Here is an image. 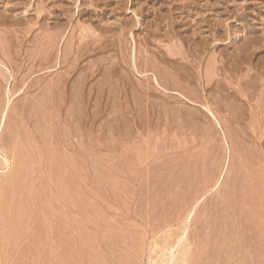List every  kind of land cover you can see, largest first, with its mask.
Listing matches in <instances>:
<instances>
[{
    "label": "rangeland",
    "instance_id": "374dc122",
    "mask_svg": "<svg viewBox=\"0 0 264 264\" xmlns=\"http://www.w3.org/2000/svg\"><path fill=\"white\" fill-rule=\"evenodd\" d=\"M0 41V264H264V0H0Z\"/></svg>",
    "mask_w": 264,
    "mask_h": 264
},
{
    "label": "bare ground",
    "instance_id": "6f19581e",
    "mask_svg": "<svg viewBox=\"0 0 264 264\" xmlns=\"http://www.w3.org/2000/svg\"><path fill=\"white\" fill-rule=\"evenodd\" d=\"M44 2V1H43ZM42 2V3H43ZM87 2V1H86ZM96 2V1H95ZM93 4V3H92ZM96 4V3H95ZM41 5V4H40ZM43 5V4H42ZM45 6V5H44ZM53 6H55V5H53ZM82 6H84L83 4H82ZM56 7V6H55ZM91 7H93V6H91ZM89 8V7H88ZM42 9V8H41ZM47 9V8H46ZM51 9V8H50ZM40 9L38 8V11H39ZM43 10V9H42ZM44 11V10H43ZM74 11V10H73ZM123 11V10H122ZM82 13V12H81ZM139 13V12H138ZM37 14V13H36ZM43 14V13H42ZM39 15V14H38ZM50 15V14H49ZM64 15V14H63ZM54 16V15H53ZM61 20V19H60ZM71 20V19H70ZM167 20V19H166ZM58 21V20H57ZM54 23H56V22H54ZM57 24H59V21H58V23ZM130 24V23H129ZM202 24V23H201ZM38 26V25H37ZM80 26V25H79ZM132 26H134V25H132ZM131 26V27H132ZM158 26V25H157ZM57 27H59V26H57ZM62 26H61V24H60V27L59 28H61ZM63 27H64V24H63ZM124 27V26H123ZM161 27V26H160ZM118 28V27H117ZM130 28V27H129ZM58 29V28H57ZM84 29V28H83ZM127 29V28H126ZM132 29V28H131ZM29 30V29H28ZM56 30V29H55ZM54 30V31H55ZM65 30V29H64ZM74 30V29H73ZM85 30V29H84ZM89 30V29H88ZM118 30V29H117ZM37 31V30H36ZM57 31V30H56ZM55 31V32H56ZM60 31V30H59ZM106 31V30H105ZM108 31V30H107ZM24 32H26V31H24ZM39 32V31H38ZM55 32H53V33H55ZM73 33V32H72ZM44 34V33H43ZM62 34V33H61ZM81 34V33H80ZM168 34V33H167ZM6 35V34H5ZM48 35V34H47ZM51 35V34H50ZM56 35H57V32H56ZM87 35V34H86ZM170 35V34H169ZM58 36V35H57ZM92 36H93V34H92ZM95 36H96V33H95ZM146 36V35H145ZM194 36V35H193ZM18 37V36H17ZM81 37H83V36H81ZM151 37V36H150ZM39 38V37H38ZM48 38V37H47ZM50 38L51 37H49V40H50ZM53 38V37H52ZM57 38V37H56ZM84 38V37H83ZM91 38V37H90ZM93 38H95L94 36H93ZM177 38V37H176ZM181 38V37H180ZM4 39H5V37H4ZM78 39V38H77ZM92 39V38H91ZM97 39H98V36H97ZM103 39V38H102ZM142 39V38H141ZM199 39V38H198ZM8 40V39H7ZM43 40H44V38H43ZM42 40V41H43ZM52 40H54V38L52 39ZM60 40V39H59ZM58 40V41H59ZM67 40V39H66ZM65 40V41H66ZM84 40V39H83ZM86 40V39H85ZM185 40V39H184ZM206 40V39H205ZM2 41V40H1ZM0 41V42H1ZM42 41H40V42H42ZM58 41L57 42H55L56 43V45H57V43H58ZM69 41H72L71 39L69 40ZM69 41H67V42H69ZM145 41V40H144ZM174 41V40H173ZM189 41H191V40H189ZM38 42V41H37ZM51 42V41H50ZM95 42V41H94ZM100 42H101V40H100ZM180 42V41H179ZM47 43V42H46ZM82 43H83V41H82ZM9 44V43H8ZM41 44V43H40ZM43 44V43H42ZM47 44H49V43H47ZM72 44V43H71ZM79 44H80V42H79ZM85 44V43H84ZM83 44V45H84ZM174 44H176V43H174ZM178 44V43H177ZM259 44V43H258ZM33 45V44H32ZM52 45V44H51ZM55 45V44H54ZM55 45V46H56ZM64 45V44H63ZM187 45V44H186ZM203 45V44H202ZM9 46V45H8ZM23 46V45H22ZM46 46V45H45ZM66 46V45H65ZM73 46V45H72ZM72 46H70V48L72 47ZM79 46H81V44L79 45ZM85 46V45H84ZM104 46H106V45H104ZM147 46V45H146ZM37 47V46H36ZM43 47V46H42ZM74 47V46H73ZM90 47V46H89ZM92 47H94V46H92ZM98 47V46H97ZM248 48H249V46H247ZM15 48V47H14ZM44 48H46V47H44ZM43 48V49H44ZM48 48V47H47ZM57 48V47H56ZM67 48H68V46H67ZM167 48V47H166ZM39 49V48H38ZM54 49H55V47H54ZM87 49V48H86ZM184 49V48H183ZM192 49V48H191ZM14 50V49H13ZM41 50V49H40ZM40 50H39V52H40ZM91 50V49H90ZM174 50V49H173ZM178 50V49H177ZM16 51V50H15ZM27 51V50H26ZM30 51H32V50H30ZM43 51V50H42ZM41 51V52H42ZM53 51V50H52ZM77 51V50H76ZM85 51V50H84ZM126 51V50H125ZM135 51V50H134ZM171 51V50H170ZM174 51H176V50H174ZM173 51V52H174ZM179 51V50H178ZM181 51H182V49H181ZM242 51V50H241ZM246 52H247V50H245ZM34 52V51H33ZM80 52V51H79ZM172 52V53H173ZM196 52V51H195ZM249 52V51H248ZM44 53V55H43V57H44V59H45V63L47 64V66H46V69L49 71V70H52V64H51V57H52V55H51V48H48V49H45V51L43 52ZM81 53V52H80ZM79 53V54H80ZM136 53V52H135ZM175 53V55L177 56V53L176 52H174ZM63 54V53H62ZM64 54H66V53H64ZM78 54V55H79ZM83 54V53H82ZM86 54V53H85ZM114 54V53H113ZM117 54V53H116ZM163 54V53H162ZM186 54V53H185ZM32 55V54H31ZM34 55H35V53H34ZM37 55V54H36ZM69 56H70V54H68ZM77 55V54H76ZM90 55V54H89ZM121 55V54H120ZM124 55H125V53H124ZM143 55V54H142ZM187 55V54H186ZM6 56V55H5ZM17 56V55H16ZM75 56V55H74ZM138 56V55H137ZM164 56V55H163ZM173 56V55H172ZM27 57H29V56H27ZM63 57H64V55H63ZM66 58L68 57V56H65ZM64 57V58H65ZM81 57V56H80ZM111 57V56H110ZM148 57V56H147ZM162 57V56H161ZM187 57V56H186ZM35 58V57H34ZM70 58V57H69ZM102 58V57H101ZM131 58V57H130ZM153 58V57H152ZM165 58V57H164ZM182 58V57H181ZM184 58V57H183ZM182 58V59H183ZM214 58V57H213ZM63 59V58H62ZM61 59V60H62ZM115 59V58H114ZM162 59V58H161ZM185 59V58H184ZM64 60V59H63ZM78 60H80V59H78ZM117 60V59H116ZM115 60V61H116ZM142 60H144V59H142ZM148 60V59H147ZM186 60V59H185ZM195 60V59H194ZM38 61H40V60H38ZM56 61V60H55ZM102 61V60H101ZM132 61V60H131ZM135 61V60H134ZM170 61V60H169ZM184 61V60H183ZM196 61H197V59H196ZM54 62V61H53ZM71 62H75V60L73 61H71ZM137 62V61H136ZM142 62V61H141ZM155 62V61H154ZM160 62V61H159ZM201 62V61H200ZM79 63V62H78ZM95 63H96V61H95ZM132 63V62H131ZM144 63V62H143ZM150 63V62H149ZM153 63V62H152ZM214 63V62H213ZM216 63H217V61H216ZM33 64V63H32ZM42 64V63H41ZM54 64V63H53ZM73 64H75V63H73ZM103 64V63H102ZM109 64V63H108ZM76 65V64H75ZM114 65V64H113ZM128 65H129V63H128ZM14 66V65H13ZM38 66V65H37ZM56 66H58L57 64H56ZM55 66V67H56ZM94 66V65H93ZM92 66V67H93ZM96 66V65H95ZM154 66V65H153ZM69 67V66H68ZM77 67V66H76ZM105 67H107V66H105ZM114 67V66H113ZM115 67H116V64H115ZM145 67V66H144ZM161 67H162V65H161ZM216 67V66H215ZM45 68V67H44ZM43 68V69H44ZM122 68V67H121ZM130 68V67H129ZM132 68V67H131ZM139 69H140V67H138ZM148 68H149V66H148ZM167 68V67H166ZM178 68V67H177ZM206 68V67H205ZM212 68H214L213 67V65H212ZM42 69V68H41ZM62 69V68H61ZM68 69H70V68H68ZM74 69V68H73ZM77 69V68H76ZM83 69V68H82ZM93 69V68H92ZM115 69V68H114ZM157 69V68H156ZM208 69V68H207ZM75 70V69H74ZM80 70V69H79ZM89 70V69H88ZM106 70H107V68H106ZM121 70H123V69H121ZM127 70V69H126ZM125 70V71H126ZM132 70H133V68H132ZM138 70V69H137ZM142 70V69H141ZM140 70V71H141ZM155 70V69H154ZM217 70V69H216ZM216 70H214V71H216ZM45 71V70H44ZM98 71V70H97ZM134 71V70H133ZM149 71H151V70H149ZM153 71V70H152ZM161 71V70H160ZM175 71V70H174ZM173 70H172V72H174ZM207 71H210V70H207ZM82 72V71H81ZM92 72V71H91ZM136 72V71H135ZM142 72H144V71H142ZM147 72V71H146ZM168 72H169V70H168ZM1 73V72H0ZM28 73V72H27ZM59 73V72H58ZM108 73H110V72H108ZM108 73H107V75H108ZM118 73V72H117ZM166 73V72H165ZM210 73V72H209ZM47 74H48V72H47ZM59 74H61V73H59ZM66 74H68V73H66ZM80 74H82V73H80ZM116 74V73H115ZM135 74V73H134ZM138 74H140V73H138ZM148 74V73H147ZM152 74H153V72H152ZM176 74V73H175ZM62 75V74H61ZM61 75H60V78L61 79H63L62 77H61ZM89 75H90V73H89ZM118 75V74H117ZM130 75V74H129ZM153 75H155V74H153ZM158 75H160V74H158ZM167 75H169V74H167ZM173 75V74H172ZM209 75H212V74H209ZM216 76V74L214 73L213 74V76ZM85 76V75H84ZM165 76V75H164ZM179 76V75H178ZM213 76H209V77H206V78H208V80H210V81H208V82H210V84H211V81L213 80V78H211V79H209L210 77H213ZM5 77V76H4ZM20 77V76H19ZM70 77V76H69ZM90 77V76H89ZM93 77V76H92ZM108 77H109V75H108ZM120 77H121V75H120ZM153 77V76H152ZM166 77V76H165ZM168 77H170V76H168ZM173 77V76H172ZM59 77H57V79H58ZM64 78H66V77H64ZM83 78V77H82ZM82 78H80V81H81V79ZM88 78V77H87ZM105 78V77H104ZM106 78H107V76H106ZM127 78V77H126ZM131 78V77H130ZM146 78V77H145ZM164 78V77H163ZM179 78V77H178ZM177 78V79H178ZM198 78V77H197ZM204 78V77H203ZM37 79V78H36ZM66 79H68V78H66ZM89 79V78H88ZM151 79V78H150ZM154 79H156V78H154ZM160 79V78H159ZM165 79V78H164ZM172 79V78H171ZM175 79H176V77H175ZM182 79V78H181ZM53 80V83L55 82L54 81V79H52ZM60 80V79H59ZM78 80V83H79V78L77 79ZM84 80H86V79H84ZM104 80H107V79H104ZM112 80V79H111ZM111 80L109 81L110 83H111ZM130 80V79H129ZM129 80H127V81H129ZM147 80H149V78L147 79ZM152 80V79H151ZM158 80V79H157ZM170 80V79H169ZM64 81V80H63ZM67 81V80H66ZM87 81V80H86ZM122 81V80H121ZM168 81V80H167ZM175 81V80H174ZM202 81V80H201ZM217 81V80H216ZM58 82V81H57ZM56 82V83H57ZM61 82V81H60ZM75 82V81H74ZM84 82V81H83ZM83 82L82 83H80V84H78V85H81V87H82V84H83ZM93 82V81H92ZM108 82V81H107ZM106 82V83H107ZM108 82V83H109ZM130 82V81H129ZM170 82V81H169ZM180 82V81H179ZM178 82V83H179ZM213 82V81H212ZM41 83V82H40ZM68 83V82H67ZM104 83V82H103ZM105 83V84H106ZM114 83H115V81H114ZM118 83V82H117ZM125 83V82H124ZM150 83V82H149ZM152 83V82H151ZM158 83H159V81H158ZM157 83V84H158ZM184 83V82H183ZM189 83V82H188ZM63 84V82L61 83V85ZM77 83H75L74 85H76ZM86 84V83H85ZM100 84V83H99ZM113 84V83H112ZM131 84V83H130ZM145 84V83H144ZM173 84V83H172ZM182 84V83H181ZM181 84H179V85H181ZM185 84H187L186 82H185ZM209 84V83H208ZM34 85V84H33ZM48 85V87H49V83L47 84ZM55 85V84H54ZM54 85H51L49 88H51L52 90L55 88V87H53ZM73 85V86H74ZM103 85V84H102ZM162 85V84H161ZM178 85V84H177ZM176 85V86H177ZM29 86V85H28ZM56 86V85H55ZM59 86V85H58ZM57 86V87H58ZM65 86V85H64ZM69 86H70V84H69ZM122 86V85H121ZM150 86V85H149ZM159 86V85H158ZM206 86V85H205ZM32 87V86H31ZM35 87V86H34ZM42 87V86H41ZM47 87V88H48ZM53 87V88H52ZM56 87V88H57ZM71 87V86H70ZM80 87V86H79ZM85 87V86H84ZM103 87H105V85H103ZM108 87V86H107ZM115 87V86H114ZM172 87H174L173 85H172ZM179 87V86H178ZM177 87V88H178ZM45 88H46V86H45ZM44 88V89H45ZM55 88V89H56ZM64 88V87H63ZM66 88V87H65ZM77 88V87H76ZM92 88V87H91ZM113 88V87H112ZM148 88H150V87H148ZM148 88H146V89H148ZM153 88V87H152ZM151 88V89H152ZM175 88V87H174ZM176 88V89H177ZM180 88H182V87H180ZM183 88H185V87H183ZM182 88V89H183ZM54 89V90H55ZM58 89V88H57ZM56 89V90H57ZM61 89V88H60ZM104 89V88H103ZM141 89V88H140ZM172 89V88H171ZM30 90H31V88H30ZM54 90L52 91V92H50L51 90H49V92H50V94L52 95V94H54L55 92H54ZM73 90V89H72ZM79 90L81 91V88H79ZM84 90V89H83ZM105 90V89H104ZM158 90V89H157ZM163 90H164V88H163ZM179 90V89H178ZM181 90V89H180ZM185 90V89H184ZM190 90V89H189ZM198 90V89H197ZM76 91V90H75ZM141 91V90H140ZM148 91V90H147ZM218 91H220V90H218ZM48 89H46V95H48ZM54 92V93H53ZM62 92V91H61ZM66 92V91H65ZM79 92V91H78ZM78 92H75L74 94H76L77 93V95H78ZM99 92H100V90H99ZM109 92V91H108ZM136 92H137V90H136ZM161 92V91H160ZM164 92V91H163ZM166 92V91H165ZM177 92H179V91H177ZM246 93H247V90L245 91ZM60 93V92H59ZM69 93V92H68ZM116 93V92H115ZM171 93V92H170ZM243 93H244V91H243ZM38 94V93H37ZM62 94V93H61ZM81 94V93H80ZM79 94V95H80ZM89 94V93H88ZM103 94V93H102ZM113 94V93H112ZM174 94V93H173ZM172 94V95H173ZM179 94V93H178ZM177 94V95H178ZM45 95V94H44ZM78 95V96H79ZM107 95V94H106ZM117 95V94H116ZM150 95V94H149ZM180 95H182V94H180ZM186 95V94H185ZM190 95V94H189ZM11 96V95H10ZM19 96V95H18ZM62 96V95H61ZM65 96H66V94H65ZM71 96V95H70ZM81 96H82V94H81ZM111 96V95H110ZM115 96V95H114ZM214 96V95H213ZM246 96H247V94H246ZM35 97V96H34ZM53 97V96H52ZM57 97V96H56ZM56 97H54V98H56ZM60 97V96H59ZM189 97V96H188ZM198 97V96H197ZM245 97V96H244ZM262 97V96H261ZM23 98V97H22ZM72 98H74V97H72ZM75 98H76V96H75ZM178 98V97H177ZM185 98V97H184ZM226 98V97H225ZM225 98H223V100L225 99ZM230 98V97H229ZM248 98V97H247ZM65 100H66V98H64ZM82 99H84V97L82 98ZM86 99V98H85ZM100 99V98H99ZM198 99V98H197ZM228 99V98H227ZM44 100H45V98H44ZM51 100V97L49 96L48 97V100L47 101H50ZM54 100V99H53ZM61 100H63V99H61ZM105 100H106V98H105ZM70 101L73 103V101L70 99ZM75 101V100H74ZM88 100H86L85 102H87ZM211 101V100H210ZM216 101V100H215ZM27 102V101H26ZM46 102V100L44 101V103ZM52 102V101H51ZM54 102V101H53ZM60 102V101H59ZM63 101H61V103H62ZM65 102V101H64ZM68 102H69V100H68ZM77 102V101H76ZM260 102V101H259ZM9 103V102H8ZM27 103H29V102H27ZM43 103V104H44ZM57 103V102H56ZM55 103V104H56ZM78 103V102H77ZM99 103V102H98ZM107 103V102H106ZM161 103V102H160ZM165 103V102H164ZM163 103V104H164ZM232 103V102H231ZM37 104V103H36ZM64 104V103H63ZM166 104V103H165ZM236 104V103H235ZM28 105V104H27ZM61 105V104H60ZM69 105V104H68ZM71 105V104H70ZM79 105V104H78ZM168 105V104H167ZM39 106V105H38ZM50 106V105H49ZM63 106V105H62ZM75 106V105H74ZM156 106H157V104H156ZM160 106V105H159ZM191 106H193V105H191ZM200 106H201V109L205 112V115H207V116H209V117H212V118H214L215 119V113L212 111V109H211V107L210 106H208L207 104H205V105H201L200 104ZM262 106V105H261ZM164 107V106H163ZM166 107V106H165ZM168 107H169V105H168ZM47 108V107H46ZM49 108V107H48ZM51 108V107H50ZM69 108H71V107H69ZM75 108H77V107H75ZM120 108V107H119ZM158 108V107H157ZM175 108V107H174ZM178 108V107H177ZM181 108V107H180ZM164 109V108H163ZM166 109H169V108H166ZM172 109V108H171ZM194 109V108H193ZM259 109V108H258ZM47 110H49V109H47ZM60 110V109H59ZM139 110V109H138ZM145 110V109H144ZM68 111V110H67ZM118 111V110H117ZM168 111V110H167ZM177 111H179V110H177ZM49 112V111H48ZM74 112H77V111H74ZM187 112V111H186ZM263 112V111H262ZM57 113V112H56ZM159 113V112H158ZM172 113V112H171ZM180 113H182V111L180 112ZM179 113V114H180ZM199 113V112H198ZM14 114V113H13ZM46 114V113H45ZM118 114V113H117ZM178 114V115H179ZM70 115V114H69ZM72 115V114H71ZM122 115V114H121ZM146 115V114H145ZM159 115V114H158ZM162 115H164V114H162ZM173 115V114H172ZM192 115V114H191ZM35 116V115H34ZM73 116V115H72ZM71 116V117H72ZM171 116V115H170ZM33 117V116H32ZM46 117H47V115H46ZM45 117V118H46ZM70 117V118H71ZM74 117V116H73ZM72 117V118H73ZM77 117V116H76ZM79 117H80V115H79ZM120 117V116H119ZM182 117V116H181ZM180 117V118H181ZM184 118H185V116H183ZM190 117V116H189ZM194 116H192V118H193ZM195 117H196V115H195ZM203 117H204V115H203ZM202 117V118H203ZM70 118H69V120H70ZM128 118V117H127ZM8 118H6L5 119V117H3V119H2V121L3 120H7ZM33 119H34V117H33ZM52 119V118H51ZM74 120H76L75 118H73ZM78 119H80V118H78ZM92 119V118H91ZM174 119V118H173ZM186 119V118H185ZM190 119H191V117H190ZM195 119V118H194ZM200 119V118H199ZM43 120V119H42ZM41 120V121H42ZM85 120V119H84ZM188 120V119H187ZM196 120V119H195ZM194 120V121H195ZM198 120V119H197ZM216 120V119H215ZM1 121V122H2ZM48 121V120H47ZM67 121V120H66ZM71 121V120H70ZM189 121V120H188ZM117 122V121H116ZM125 122V121H124ZM4 123V122H3ZM123 123V122H122ZM183 123V122H182ZM196 123H198V121L196 122ZM195 124V123H194ZM5 125H6V121H5V124H4V126L3 127H5ZM15 125V124H14ZM196 125V124H195ZM1 126V125H0ZM65 126V125H64ZM175 126V125H174ZM181 126V125H180ZM2 127V126H1ZM37 127V126H36ZM16 128H17V126H16ZM28 128V127H27ZM171 128V127H170ZM4 129V128H3ZM13 129V128H12ZM38 130V129H37ZM214 130V129H213ZM18 131V130H17ZM70 131V130H69ZM19 133V132H18ZM53 133V132H52ZM73 133V132H72ZM75 133H77V132H75ZM41 134V133H40ZM74 134V133H73ZM14 135V134H13ZM56 135V134H55ZM18 136V135H17ZM31 136V135H30ZM40 136V135H39ZM47 136H48V134H47ZM73 136V135H72ZM264 136V135H263ZM236 137V136H235ZM208 138V137H207ZM49 139V138H48ZM75 139V138H74ZM80 139V138H79ZM88 139V138H87ZM52 140H53V138H52ZM73 140V139H72ZM81 142V141H80ZM26 143V142H25ZM55 143H57V142H55ZM52 145V144H51ZM59 146V145H58ZM29 147V146H28ZM35 148V147H34ZM41 148V147H40ZM252 148V147H251ZM29 149V148H28ZM57 149V148H56ZM238 149V148H237ZM27 150V149H26ZM250 150V149H249ZM48 151V150H47ZM60 151V150H59ZM81 152V151H80ZM9 153V152H8ZM22 153V152H21ZM86 153V152H85ZM54 154V153H53ZM55 155H56V153H55ZM64 155V154H63ZM18 156V155H17ZM22 156V155H21ZM20 156V157H21ZM34 157V156H33ZM47 157V156H46ZM55 157V156H54ZM16 158V157H15ZM17 159V158H16ZM49 160V159H48ZM6 164H8L9 162H8V160H6V161H4ZM14 163V162H13ZM19 163V162H18ZM21 163V162H20ZM49 163V162H48ZM52 163V162H51ZM56 163V162H55ZM57 163H59V162H57ZM76 163V162H75ZM74 163V164H75ZM22 164V163H21ZM24 165V164H23ZM52 165V164H51ZM54 165V164H53ZM74 166V165H73ZM25 167H27V166H25ZM24 167V168H25ZM29 169V168H28ZM61 169V168H60ZM222 169V168H221ZM17 170V169H16ZM73 170H75V169H73ZM77 170V169H76ZM36 171V170H35ZM54 171V170H53ZM229 171V170H228ZM12 172V171H11ZM6 173V172H5ZM20 173V172H19ZM19 175V174H18ZM250 175V174H249ZM11 176H13V175H11ZM53 176V175H52ZM14 177V176H13ZM21 177V176H20ZM40 177V176H39ZM38 177V178H39ZM42 177V176H41ZM40 177V178H41ZM62 178V177H61ZM205 178V177H204ZM20 179V178H19ZM9 180V179H8ZM70 180V179H69ZM61 181V180H60ZM71 181V180H70ZM8 182H11L10 180L8 181ZM12 182H13V180H12ZM24 182V181H23ZM28 182V181H27ZM65 182V181H64ZM17 183V182H16ZM52 183V182H51ZM67 183V182H66ZM65 184V183H64ZM229 184V183H228ZM8 185V184H7ZM35 185V184H34ZM39 186V185H38ZM54 186V185H53ZM66 186V185H65ZM229 186V185H228ZM2 187V186H1ZM0 187V188H1ZM246 187V186H245ZM240 188V187H239ZM76 189V188H75ZM15 190V189H14ZM24 190V189H23ZM41 190V189H40ZM60 190V189H59ZM64 190V189H63ZM233 190V189H232ZM251 190H253V189H251ZM255 190V189H254ZM22 191V190H21ZM45 191V190H44ZM43 191V192H44ZM72 191V190H71ZM245 191H246V189H245ZM3 192V191H2ZM241 193V192H240ZM252 193V192H251ZM250 193V194H251ZM254 194V193H253ZM21 195V194H20ZM64 195V194H63ZM67 195H68V193H67ZM241 195V194H240ZM15 196V195H14ZM252 196V195H251ZM41 197V196H40ZM228 197V196H227ZM234 197V196H233ZM246 197H248V196H246ZM13 198V197H12ZM15 198V197H14ZM65 198V197H64ZM241 198V197H240ZM52 199V198H51ZM73 199V198H72ZM72 199H71V201H72ZM78 199V198H77ZM27 200V199H26ZM63 200V199H62ZM81 200V199H80ZM1 201V200H0ZM12 201V200H11ZM25 201V200H24ZM20 202V201H19ZM77 202V201H76ZM252 202V201H251ZM4 203V202H3ZM69 203V202H68ZM1 204V203H0ZM5 204V203H4ZM8 204V203H7ZM28 204H29V202H28ZM67 204V203H66ZM71 204V203H70ZM76 204V203H75ZM221 204V203H220ZM18 205H20V204H18ZM25 205V204H24ZM68 206V205H67ZM72 206V205H71ZM6 207V206H5ZM227 208V207H226ZM38 209H39V207H38ZM222 209V208H221ZM7 210V209H6ZM13 210V209H12ZM240 210V209H239ZM1 211V210H0ZM11 211V210H10ZM44 213H45V210L43 211ZM9 213V212H8ZM18 213V212H17ZM29 213V212H28ZM246 213V212H245ZM7 214V213H6ZM45 214H47V213H45ZM8 215V214H7ZM44 215V214H43ZM52 216V215H51ZM232 216V215H231ZM44 217H45V215H44ZM235 217V216H234ZM22 218V217H21ZM56 218H57V216H56ZM228 218V217H227ZM27 219V218H26ZM234 219V218H233ZM32 220V219H31ZM35 220V219H34ZM61 221V220H60ZM76 221V220H75ZM32 222V221H31ZM48 222H50V221H48ZM55 222V221H54ZM240 222V221H239ZM24 223V222H23ZM11 224H12V222H11ZM224 224V223H223ZM15 225V224H14ZM56 225V224H55ZM6 226V225H5ZM27 226H29V225H27ZM57 226V225H56ZM13 228V227H12ZM4 230V229H3ZM22 230V229H21ZM65 230V229H64ZM82 231V230H81ZM226 231H227V229H226ZM239 231V230H238ZM246 231V230H245ZM249 231V230H248ZM55 232V231H54ZM60 232V231H59ZM219 232V231H218ZM20 233V232H19ZM15 234V233H14ZM17 234V233H16ZM31 234V233H30ZM35 234H37V233H35ZM19 236V235H18ZM30 236V235H29ZM39 237V236H38ZM57 237V236H56ZM10 238V237H9ZM48 238V237H47ZM69 238V237H68ZM71 238V237H70ZM82 238V237H81ZM262 238V237H261ZM13 239V238H12ZM28 239V238H27ZM65 239V238H64ZM80 239V238H79ZM83 239V238H82ZM247 239V238H246ZM10 240V239H9ZM39 240V239H38ZM71 240V239H70ZM59 241V240H58ZM245 241V240H244ZM45 242V241H44ZM39 243V242H38ZM68 243V242H67ZM29 244V243H28ZM56 244V243H55ZM66 244V243H65ZM89 244V243H88ZM216 244V243H215ZM30 245V244H29ZM85 245V244H84ZM235 245V244H234ZM237 245V244H236ZM20 247V246H19ZM81 247V246H80ZM220 247V246H219ZM235 247V246H234ZM31 248V247H30ZM38 248V247H37ZM45 248V247H44ZM252 248V247H251ZM61 249V248H60ZM83 249V248H82ZM219 249V248H218ZM248 249V248H247ZM4 250V249H3ZM20 250V249H19ZM18 250V251H19ZM73 250V249H72ZM6 251V250H5ZM17 251V252H18ZM28 251V250H27ZM22 252V251H21ZM29 252V251H28ZM38 252V251H37ZM67 252V251H66ZM21 255V254H20ZM13 256V255H12ZM18 256V255H17ZM24 256V255H23ZM256 256V255H255ZM3 257V256H2ZM5 257V256H4ZM25 257V256H24ZM28 258V257H27ZM37 258V257H36ZM175 258V257H174ZM23 259V258H22ZM26 259V258H25ZM35 259V258H34ZM64 259V258H63ZM61 260V259H60ZM15 262V261H14ZM14 262H12L13 264H14ZM27 262V261H26ZM16 263V262H15ZM25 263V262H24ZM70 263V262H69ZM80 263H81V261H80ZM250 263V262H249ZM18 264V263H17ZM35 264V263H34ZM37 264V263H36ZM63 264V263H62Z\"/></svg>",
    "mask_w": 264,
    "mask_h": 264
}]
</instances>
